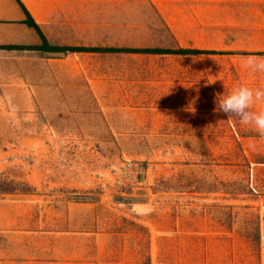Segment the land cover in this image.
Instances as JSON below:
<instances>
[{"label":"rangeland","instance_id":"374dc122","mask_svg":"<svg viewBox=\"0 0 264 264\" xmlns=\"http://www.w3.org/2000/svg\"><path fill=\"white\" fill-rule=\"evenodd\" d=\"M24 2L53 46L216 53L0 51V264H264V134L217 104L264 87V0Z\"/></svg>","mask_w":264,"mask_h":264},{"label":"clouds","instance_id":"9594fccd","mask_svg":"<svg viewBox=\"0 0 264 264\" xmlns=\"http://www.w3.org/2000/svg\"><path fill=\"white\" fill-rule=\"evenodd\" d=\"M243 61V66L251 74L264 73V56L249 55L244 57ZM257 103H264V87L253 89L239 86L227 96L223 94L217 98L218 111L225 114L227 119L243 125H251L259 133L264 134V111L253 110V106Z\"/></svg>","mask_w":264,"mask_h":264},{"label":"trees","instance_id":"16d2710c","mask_svg":"<svg viewBox=\"0 0 264 264\" xmlns=\"http://www.w3.org/2000/svg\"><path fill=\"white\" fill-rule=\"evenodd\" d=\"M20 5L24 9V13L28 17V25L32 30L39 35L40 42L35 43L34 45H24V46H8V47H0V49L5 50H17V51H36L41 55L50 54V53H63L65 55L71 53H100V54H117V53H134V54H150V55H201V54H215L214 51H200V50H193V49H171V48H154V49H143V48H105V47H85V46H58V45H51L43 32L39 24L35 22L31 13L28 9L20 2ZM247 54V53H246ZM259 56H264V53H258ZM57 58V57H55ZM4 186V185H3ZM3 192H9L2 187L1 189Z\"/></svg>","mask_w":264,"mask_h":264},{"label":"crops","instance_id":"0c3cea01","mask_svg":"<svg viewBox=\"0 0 264 264\" xmlns=\"http://www.w3.org/2000/svg\"><path fill=\"white\" fill-rule=\"evenodd\" d=\"M20 2L28 9L24 0H0V47L24 46L26 44L24 41L33 31L28 25V17ZM33 19L37 23L34 17ZM0 51L9 50L0 49Z\"/></svg>","mask_w":264,"mask_h":264},{"label":"water","instance_id":"95a60500","mask_svg":"<svg viewBox=\"0 0 264 264\" xmlns=\"http://www.w3.org/2000/svg\"><path fill=\"white\" fill-rule=\"evenodd\" d=\"M64 55L65 54H63V53H50V54H48V56H51V57H62Z\"/></svg>","mask_w":264,"mask_h":264}]
</instances>
